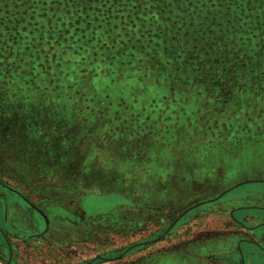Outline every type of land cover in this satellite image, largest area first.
Listing matches in <instances>:
<instances>
[{"label": "rangeland", "instance_id": "obj_1", "mask_svg": "<svg viewBox=\"0 0 264 264\" xmlns=\"http://www.w3.org/2000/svg\"><path fill=\"white\" fill-rule=\"evenodd\" d=\"M119 41L105 56L62 48L39 71L0 74V264H169L182 231L264 209L260 71ZM246 181L263 182L211 202Z\"/></svg>", "mask_w": 264, "mask_h": 264}, {"label": "trees", "instance_id": "obj_2", "mask_svg": "<svg viewBox=\"0 0 264 264\" xmlns=\"http://www.w3.org/2000/svg\"><path fill=\"white\" fill-rule=\"evenodd\" d=\"M113 37L142 55L264 76V0H0V74L8 80L48 66L62 48L64 56L87 47L105 56L116 50L106 42Z\"/></svg>", "mask_w": 264, "mask_h": 264}, {"label": "flooded vegetation", "instance_id": "obj_3", "mask_svg": "<svg viewBox=\"0 0 264 264\" xmlns=\"http://www.w3.org/2000/svg\"><path fill=\"white\" fill-rule=\"evenodd\" d=\"M18 197L22 202L26 198L22 194ZM252 211L263 212L264 209L242 207L231 210L229 212L231 222L213 223L202 230L193 227L195 230L191 231L190 237L182 231L175 242V254L180 256L179 258H184L185 264H189V260L193 261L192 264H264V217L254 215ZM33 212L39 215L38 212ZM179 225L180 223L176 227ZM49 231L37 236H40L39 238L48 236ZM111 261L107 259V262ZM10 262L12 260L8 264H11ZM177 264H182L181 259Z\"/></svg>", "mask_w": 264, "mask_h": 264}, {"label": "water", "instance_id": "obj_4", "mask_svg": "<svg viewBox=\"0 0 264 264\" xmlns=\"http://www.w3.org/2000/svg\"><path fill=\"white\" fill-rule=\"evenodd\" d=\"M263 181H246V182H243L241 184H238L228 190H226L225 192H223L218 198L212 200L211 202H215V201H218L220 199H222L223 197H225L227 194H229L231 191H233L234 189L236 188H239L241 186H245V185H248V184H252V183H262ZM19 195H21L20 193H17ZM25 202H27L36 212H38L42 217L43 219L45 220V223H46V226L47 228H49V219L47 218V216L44 214L43 211H41L37 206H35L31 201H29L27 198H24ZM202 204H198L192 208H189L188 210H186L183 214L180 215V217L173 223L172 227L178 222V220H180L181 218H183L188 212H190L191 210H193L194 208H197L199 206H201ZM170 228V229H171ZM170 231V230H169Z\"/></svg>", "mask_w": 264, "mask_h": 264}, {"label": "crops", "instance_id": "obj_5", "mask_svg": "<svg viewBox=\"0 0 264 264\" xmlns=\"http://www.w3.org/2000/svg\"><path fill=\"white\" fill-rule=\"evenodd\" d=\"M240 253H241V251H240ZM179 257L180 256H178L177 254H173V255L167 256L165 258L168 259V261H169L168 263L169 264H177L180 259L182 261V264H185L184 258H179ZM192 262H193L192 260H189V264H192Z\"/></svg>", "mask_w": 264, "mask_h": 264}]
</instances>
